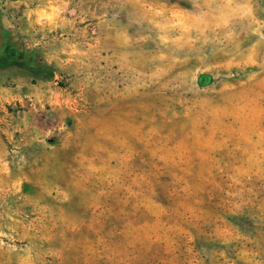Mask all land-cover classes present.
Returning a JSON list of instances; mask_svg holds the SVG:
<instances>
[{"label": "rangeland", "instance_id": "rangeland-1", "mask_svg": "<svg viewBox=\"0 0 264 264\" xmlns=\"http://www.w3.org/2000/svg\"><path fill=\"white\" fill-rule=\"evenodd\" d=\"M11 48L0 264H264V0H0Z\"/></svg>", "mask_w": 264, "mask_h": 264}, {"label": "trees", "instance_id": "trees-1", "mask_svg": "<svg viewBox=\"0 0 264 264\" xmlns=\"http://www.w3.org/2000/svg\"><path fill=\"white\" fill-rule=\"evenodd\" d=\"M0 64L6 67L12 65H19L26 67L33 72H37L38 69L32 66L30 63L24 61H18L15 57V50L13 48L8 49L7 52L0 58ZM212 77L209 74H202L199 76L198 82L201 86H207L211 83Z\"/></svg>", "mask_w": 264, "mask_h": 264}]
</instances>
